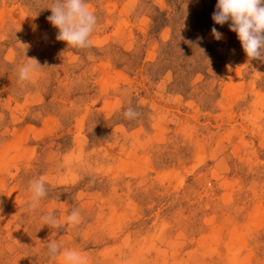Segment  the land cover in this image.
<instances>
[{
    "label": "rangeland",
    "instance_id": "obj_1",
    "mask_svg": "<svg viewBox=\"0 0 264 264\" xmlns=\"http://www.w3.org/2000/svg\"><path fill=\"white\" fill-rule=\"evenodd\" d=\"M217 2L88 0L98 28L73 49L51 0H0V264H63L48 241L87 264H264V63Z\"/></svg>",
    "mask_w": 264,
    "mask_h": 264
},
{
    "label": "clouds",
    "instance_id": "obj_2",
    "mask_svg": "<svg viewBox=\"0 0 264 264\" xmlns=\"http://www.w3.org/2000/svg\"><path fill=\"white\" fill-rule=\"evenodd\" d=\"M46 9H50L52 13L47 19L58 29V41L66 42L68 48L73 49L91 47L92 35L98 28V18L90 8L88 0H51ZM211 18L214 24L221 26L230 22L229 30L236 34L248 61L264 63V0H218ZM211 35L217 41L224 38L223 33L216 27H212ZM197 39L202 40V37ZM19 44L26 50L30 47L27 43ZM26 59L27 63L18 69V80L21 83L32 82L38 70L43 68L37 58ZM123 115L126 119L133 120L140 113L130 105ZM28 191L31 197L26 202V207L34 210L49 195L45 177L30 180ZM41 220L48 227L59 229L63 226L61 220L52 212L42 214ZM66 221L70 225H78L81 222L80 210L71 211ZM45 244L51 259H62L63 264H87L86 256L76 249H62L57 241H48Z\"/></svg>",
    "mask_w": 264,
    "mask_h": 264
}]
</instances>
